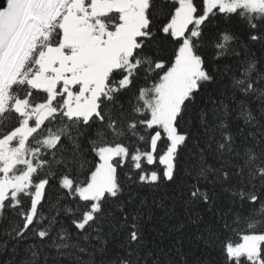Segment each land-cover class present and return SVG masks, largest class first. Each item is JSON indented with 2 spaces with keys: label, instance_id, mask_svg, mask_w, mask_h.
I'll return each instance as SVG.
<instances>
[{
  "label": "snow or ice",
  "instance_id": "obj_1",
  "mask_svg": "<svg viewBox=\"0 0 264 264\" xmlns=\"http://www.w3.org/2000/svg\"><path fill=\"white\" fill-rule=\"evenodd\" d=\"M0 264H264V0H0Z\"/></svg>",
  "mask_w": 264,
  "mask_h": 264
},
{
  "label": "trees",
  "instance_id": "obj_2",
  "mask_svg": "<svg viewBox=\"0 0 264 264\" xmlns=\"http://www.w3.org/2000/svg\"><path fill=\"white\" fill-rule=\"evenodd\" d=\"M221 23H223V22H221Z\"/></svg>",
  "mask_w": 264,
  "mask_h": 264
}]
</instances>
